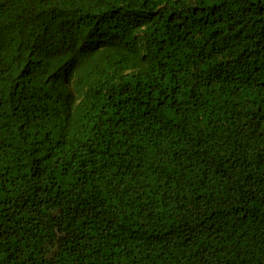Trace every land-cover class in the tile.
<instances>
[{"label":"trees","instance_id":"16d2710c","mask_svg":"<svg viewBox=\"0 0 264 264\" xmlns=\"http://www.w3.org/2000/svg\"><path fill=\"white\" fill-rule=\"evenodd\" d=\"M0 264H264V0H0Z\"/></svg>","mask_w":264,"mask_h":264}]
</instances>
